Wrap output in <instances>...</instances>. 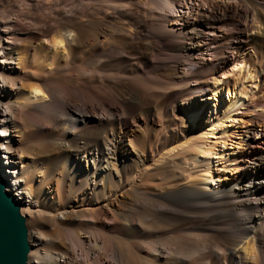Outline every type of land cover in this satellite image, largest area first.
<instances>
[{"label": "bare ground", "instance_id": "6f19581e", "mask_svg": "<svg viewBox=\"0 0 264 264\" xmlns=\"http://www.w3.org/2000/svg\"><path fill=\"white\" fill-rule=\"evenodd\" d=\"M51 1L0 21V161L40 228L29 264H264V0L34 12ZM171 91H189L180 121ZM160 111L168 126L149 152ZM158 222L175 228L149 236Z\"/></svg>", "mask_w": 264, "mask_h": 264}, {"label": "rangeland", "instance_id": "374dc122", "mask_svg": "<svg viewBox=\"0 0 264 264\" xmlns=\"http://www.w3.org/2000/svg\"><path fill=\"white\" fill-rule=\"evenodd\" d=\"M1 2H0V21H3V20H5V18H3L4 17V15H6V13H4V15L2 14V12H1V10H3V9H5L7 6H10L11 5V7H12V10L14 11V10H17V8L19 9L21 6L23 7V8H25V11L27 10V9H29L30 7V3H31V0H26L24 3H20V2H17V0H10V1H8V0H0ZM66 2H69V1H71V0H65ZM91 1H93V0H85V2H91ZM97 1H103V2H105L106 1V3H108V4H113V5H116V4H120L122 1L121 0H112V1H110V0H97ZM96 1V2H97ZM116 1H118V2H116ZM12 2V3H11ZM54 2V3H53ZM8 3H10V4H8ZM19 3V4H18ZM18 4V5H17ZM59 4H62V2H58V3H56L54 0L53 1H51L50 3H48V4H42V7H40V8H37V9H35L34 10V12H37V13H40V14H43V13H51V12H53L56 8H58V7H60L59 6ZM13 5V6H12ZM14 8V9H13ZM156 9H157V7H156ZM155 9V10H156ZM158 11H160V9H157ZM156 10V11H157ZM65 12H67V13H65V14H70V11L68 12V11H65ZM3 16V17H2ZM229 25H228V27H232L233 26V23H235L236 24V26H238L239 24H238V21H229ZM230 27V28H231ZM237 29V28H236ZM251 50V49H250ZM189 66L190 65H186V67H188L189 68ZM190 67H192V66H190ZM231 75H233V74H231ZM230 75V78L232 79H230L229 78V81L233 84L234 83V81H235V79L237 78V74H234L233 76H231ZM210 81H212L211 79H210ZM189 91H186L185 93H183V94H181L180 96H178V92L177 91H171L170 93H169V100L167 101V105L169 106V108L170 109H175V111H174V113H173V117H174V120H178V121H180V119L182 118V113L179 111V110H177V108L175 107V105H177V103H179L178 101H184L185 99H187V98H189L188 96H186V94L188 93ZM160 119H161V123L159 124V125H156V126H154V129H152V130H149L148 132H147V135H148V144L150 145V143H151V145H150V147L151 148H149L148 150H149V152H151V149H153V147H154V143H153V137L154 136H160V137H162L163 135H164V132H165V130L167 129V126H168V122H169V116L165 113V112H163V111H160ZM257 113L255 112V111H250V112H248V113H246L245 115H244V119L247 121V124L249 125V126H251V122H250V119L253 117V116H255ZM168 121V122H167ZM177 122V121H176ZM176 128V127H175ZM260 127L258 126V129H259ZM247 129H248V127H246V126H238L237 127V132H238V134L237 135H240L241 133H246V131H247ZM263 129V128H262ZM155 130V131H154ZM240 133V134H239ZM68 134H65V136H67ZM239 140V136H237V137H235V138H233L230 142H231V144H229L230 146L232 145V146H236V144L238 143H236V141H238ZM135 145H136V147L137 148H139V149H141L142 148V143L140 142V141H136L135 142ZM229 146V147H230ZM243 146V147H242ZM247 148V144H241V146H240V149L241 150H247L246 149ZM257 149L255 148L254 149V152H252L251 154V156L253 157V158H256L255 156H254V154H257V151H256ZM259 153H261V151H259ZM258 153V154H259ZM1 159V158H0ZM2 164V163H1ZM3 168V167H2ZM3 170H4V168H3ZM264 171V168L262 169V167L260 168V172H263ZM4 173H5V175H6V177H7V180H9L8 179V176H7V174H10L9 172L8 173H6L5 171H4ZM155 173H157V171H152V174H155ZM221 177V176H220ZM29 178H33V179H36V176L33 174V173H31L30 175H29ZM158 180L156 179V180H154V182H157ZM159 182V181H158ZM217 182H220V180L219 179H217ZM36 184H38V181H36L35 182V185ZM61 185H63V184H61ZM158 187H155V188H151V187H147V189H146V187L144 188V191H147V195L149 196V197H155V196H157V195H159V194H161V193H165L166 191H167V188H166V186H164V187H160L159 186V189L158 190H156ZM152 190V191H151ZM49 188H48V186L45 188V193L46 194H48L49 195ZM158 191V192H157ZM160 191V192H159ZM12 193V192H11ZM153 193V194H152ZM12 195L14 196V197H16L21 203H23L24 201H23V199L22 198H18L17 197V195L13 192L12 193ZM50 202H51V198L50 199H47V200H45L44 201V203L45 204H50ZM26 213V214H25ZM24 214L27 216L28 214H27V212H25ZM29 218H27V226H28V229H29V240H30V244L32 245V247H34V245L36 244V240L35 239H32L31 240V234H30V230H31V232L32 231H34V229H40L39 228V225H38V222H33L32 221V219H31V217L30 216H28ZM195 220L196 219H194L193 221L192 220H190V221H186L187 222V224H186V222H185V224L187 225V226H189L188 224L189 223H191V224H193L194 222H195ZM44 221V220H43ZM203 222L204 221V219H198V220H196V222ZM193 222V223H192ZM190 224V225H191ZM152 228H153V230L155 231V232H152V233H150V235L149 236H153V237H160V236H162V235H165V234H169L170 233V231L173 229V228H175L174 226L173 227H170L168 224H166V223H163V222H158L156 225L154 224H152ZM145 232V231H144ZM143 232V233H144ZM148 232H145L144 234H147ZM133 238H135V239H141V234H139V233H133ZM248 236V237H247ZM246 238L244 239V243H247L248 241H250L251 243H250V245L251 244H253V237H252V234L250 233V234H248V235H246L245 236ZM251 239V240H250ZM246 240H248V241H246ZM246 241V242H245ZM243 244V243H242ZM242 244H240V245H242ZM251 256H252V254H249L248 255V259H250L251 258Z\"/></svg>", "mask_w": 264, "mask_h": 264}, {"label": "water", "instance_id": "95a60500", "mask_svg": "<svg viewBox=\"0 0 264 264\" xmlns=\"http://www.w3.org/2000/svg\"><path fill=\"white\" fill-rule=\"evenodd\" d=\"M0 161V264H29L31 244L22 203L7 189Z\"/></svg>", "mask_w": 264, "mask_h": 264}]
</instances>
